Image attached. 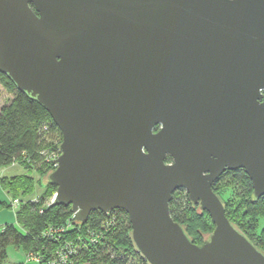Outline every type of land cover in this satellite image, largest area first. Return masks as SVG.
<instances>
[{"label": "water", "instance_id": "1", "mask_svg": "<svg viewBox=\"0 0 264 264\" xmlns=\"http://www.w3.org/2000/svg\"><path fill=\"white\" fill-rule=\"evenodd\" d=\"M0 71L60 128L47 180L76 220L125 210L148 264H264L213 188L243 168L264 195V0H0Z\"/></svg>", "mask_w": 264, "mask_h": 264}, {"label": "trees", "instance_id": "2", "mask_svg": "<svg viewBox=\"0 0 264 264\" xmlns=\"http://www.w3.org/2000/svg\"><path fill=\"white\" fill-rule=\"evenodd\" d=\"M0 83L13 94L12 100L0 110V167L18 160L29 170L24 174L4 176L0 181L14 198L22 199L17 209L19 226L14 223L0 225V264L6 260L7 246L11 243L23 246L30 253L41 254L40 264H49L48 261L56 252L59 243L45 237L43 232L52 225L66 226L68 222L73 224L67 228L65 236L82 242H78L80 248L74 257L75 264H148L133 243L130 235L132 225L125 210L114 209L109 213L95 210L86 221H78L73 216L71 205L49 202L57 187L42 179L53 167L40 164L41 157L37 151L42 144L38 131L43 123H50V138H60L59 142L49 143L54 149H57L61 142L62 132L49 111L36 99L20 90L11 78L1 71ZM26 153L33 155L32 161L24 159ZM38 164L41 170L40 177L36 180L30 171ZM226 177L231 178L235 186L222 187L221 181ZM36 183L43 185L44 190L37 200H33L29 196L33 193ZM238 183L241 185L240 192ZM213 188L223 198L226 214L233 224L264 252V227L259 229L260 218L264 217V195L254 196L252 180L245 170L241 168L223 172L214 182ZM228 192L229 196L225 197ZM5 206L10 205L0 199V208ZM170 211L173 218L184 226L196 243H201L214 229L210 213L202 209L200 204H194L184 188H178L173 193ZM111 217H115V224L106 226L107 219ZM104 228L107 231L102 230ZM88 229H93L96 234L102 231L103 237L100 234L97 242L89 240ZM78 236L81 239H78ZM83 240L87 245L83 244Z\"/></svg>", "mask_w": 264, "mask_h": 264}, {"label": "built area", "instance_id": "3", "mask_svg": "<svg viewBox=\"0 0 264 264\" xmlns=\"http://www.w3.org/2000/svg\"><path fill=\"white\" fill-rule=\"evenodd\" d=\"M39 135H40V140H41V148L37 151V154H39V157H41V163L42 165L45 166H52L53 168L56 167L57 162L56 159L60 154V150L54 149L51 146H49V143H55L52 139L50 138V132H51V125L50 123H43L41 128H39ZM24 159L28 160V161H32L33 160V155L26 153L24 155ZM39 198V195H37L35 198H33V200H37ZM49 202H54L55 201V194L49 199ZM22 202V199L20 197H15L12 200V205L14 208L18 209L20 204ZM113 210L109 211L112 212ZM107 212V213H109ZM115 217H111L109 219H107V222L105 223L106 226H109L111 224H115ZM73 223L68 222L66 224V226H50L48 229H46L43 232V235L45 237L51 238L54 241L59 243V246L57 247L56 252H54L48 263L49 264H75V259L74 257L76 256V254L79 251L80 245H79V241L65 236L66 232H67V228L69 226H71ZM104 231H107L106 228L102 229ZM102 235L101 237H103V232L101 231V233L96 234L95 231L93 229H88V237L89 240L91 241H98V237H100L99 235ZM78 239H81L80 236H78ZM80 243L82 244V242L80 241ZM83 244L87 245V242L83 240ZM30 256H32L34 259L36 260H40L42 259V255L41 254H36V253H30Z\"/></svg>", "mask_w": 264, "mask_h": 264}, {"label": "crops", "instance_id": "4", "mask_svg": "<svg viewBox=\"0 0 264 264\" xmlns=\"http://www.w3.org/2000/svg\"><path fill=\"white\" fill-rule=\"evenodd\" d=\"M10 165H15V166L18 165L20 167L21 170L17 171L16 174H24L25 172L29 171L18 160L14 161ZM10 165L2 166L3 169L0 170V181H1V178L4 176L16 175V174H11V175L7 174L8 172L7 166H10ZM41 193H38L35 196H30V198L33 199ZM0 199L5 200L8 203V205H10V206H5L3 208H0V225H4L6 223H14L17 226H19L18 220H17V209L14 208L12 205V200L14 199V197L12 196L11 193L8 192V190H6L2 186L1 182H0ZM6 252H7V258L2 264H40V261L30 256V252L25 250L23 246H18L16 244L11 243L7 246ZM79 264H89V263L82 262Z\"/></svg>", "mask_w": 264, "mask_h": 264}, {"label": "rangeland", "instance_id": "5", "mask_svg": "<svg viewBox=\"0 0 264 264\" xmlns=\"http://www.w3.org/2000/svg\"><path fill=\"white\" fill-rule=\"evenodd\" d=\"M12 98H13V94L12 93H10L8 90H6L3 86H2V84L0 83V110H1V108L4 106V105H6V104H8L11 100H12ZM53 141H57V142H59L60 141V138L58 137V138H56V139H54ZM18 165H20V164H18ZM18 165H10V166H7V169H8V172H7V174L8 175H11V174H16V172L17 171H20L21 169H20V167L18 166ZM40 164H38V166L37 167H34L33 169H31V174L35 177V179L37 180L39 177H40V170H41V166H39ZM1 169H3V167L1 168L0 167V170ZM42 179H43V181L44 182H47V175L45 176H42ZM221 185H222V187L223 186H225V185H228L229 186V188H232L233 186H235V184H234V181L231 179V178H224L222 181H221ZM241 185L238 183V192H240V190H241V187H240ZM43 190H44V187H43V185H41V184H38V183H36V185H35V189H34V191H33V193L31 194V196H35L36 194H38V193H41V192H43ZM229 194H230V192H228V193H225V197H228L229 196ZM30 197V196H29ZM7 209H9V208H7ZM259 224H260V226H259V229L260 228H262V227H264V217H261L260 218V222H259Z\"/></svg>", "mask_w": 264, "mask_h": 264}, {"label": "flooded vegetation", "instance_id": "6", "mask_svg": "<svg viewBox=\"0 0 264 264\" xmlns=\"http://www.w3.org/2000/svg\"><path fill=\"white\" fill-rule=\"evenodd\" d=\"M233 170H238V169H226L225 172H230V171H233Z\"/></svg>", "mask_w": 264, "mask_h": 264}]
</instances>
